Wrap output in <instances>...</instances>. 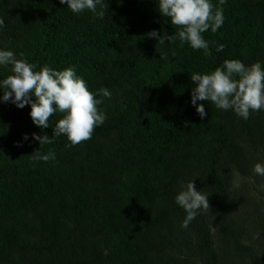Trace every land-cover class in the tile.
I'll return each mask as SVG.
<instances>
[{
	"label": "trees",
	"instance_id": "16d2710c",
	"mask_svg": "<svg viewBox=\"0 0 264 264\" xmlns=\"http://www.w3.org/2000/svg\"><path fill=\"white\" fill-rule=\"evenodd\" d=\"M212 3L225 19L202 34L205 55L178 38L146 37L180 28L156 0H103V18L59 0H0V48L37 70L73 68L89 91L112 93L98 94L104 123L69 147L52 136L62 113L41 129L29 105L0 102V264H264V176L252 171L264 162V111L244 120L198 101L202 120L190 104L193 72L225 59L264 63V0ZM32 133L51 143L40 146ZM50 149L54 160L31 158ZM192 179L209 210L181 228L174 198Z\"/></svg>",
	"mask_w": 264,
	"mask_h": 264
},
{
	"label": "clouds",
	"instance_id": "9594fccd",
	"mask_svg": "<svg viewBox=\"0 0 264 264\" xmlns=\"http://www.w3.org/2000/svg\"><path fill=\"white\" fill-rule=\"evenodd\" d=\"M59 3L67 4L74 14L87 10L97 18L104 16V10L97 8L102 6L103 0H59ZM156 3L160 15L180 28L172 35L153 29L145 34L147 38L161 43L178 38L181 44L187 43L193 50L202 49L205 55L209 54V42L202 34L209 29L215 33L221 28L225 19L222 7H215L212 0H156ZM220 3L223 4V0ZM3 29L4 21L0 19V31ZM223 47L218 44L216 51H222ZM19 56L17 58L10 49L0 48V69L10 71L0 78V102H10L17 108L29 105L32 123L41 129L49 127L52 114L62 113L52 136H66L70 142L66 147L90 139L94 128L107 119L105 112L98 108L103 103L98 94L110 98L112 93L106 88L98 89L97 93L89 91L85 80L77 76L73 68L57 70L44 65L37 70L38 66L24 59L22 53ZM190 80L194 85L190 104L202 120L206 116L205 106L198 101L211 102L220 110H231L244 120L251 112L264 111V63L260 60L246 65L240 59H225L210 72H193ZM31 136L40 146L51 143L46 134L32 133ZM22 139L28 140L29 134H23ZM38 150L31 154L34 161L55 159L51 149L46 154ZM252 171L264 176V162H256ZM174 200L185 212L181 228H187L201 211L209 210L207 194L194 187L193 179L181 186Z\"/></svg>",
	"mask_w": 264,
	"mask_h": 264
},
{
	"label": "rangeland",
	"instance_id": "374dc122",
	"mask_svg": "<svg viewBox=\"0 0 264 264\" xmlns=\"http://www.w3.org/2000/svg\"><path fill=\"white\" fill-rule=\"evenodd\" d=\"M241 180H242L241 177H239V176L236 177V179H235V181H234V185H235V186L240 185ZM249 180H251V182H253L252 179H249ZM259 190H260V191H264V184H262V185L259 186ZM258 195H260L259 191H258Z\"/></svg>",
	"mask_w": 264,
	"mask_h": 264
}]
</instances>
